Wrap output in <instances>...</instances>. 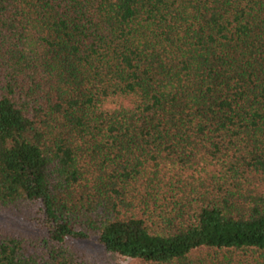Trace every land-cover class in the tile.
Wrapping results in <instances>:
<instances>
[{
    "label": "trees",
    "instance_id": "16d2710c",
    "mask_svg": "<svg viewBox=\"0 0 264 264\" xmlns=\"http://www.w3.org/2000/svg\"><path fill=\"white\" fill-rule=\"evenodd\" d=\"M0 213V264H264V0H0Z\"/></svg>",
    "mask_w": 264,
    "mask_h": 264
},
{
    "label": "rangeland",
    "instance_id": "374dc122",
    "mask_svg": "<svg viewBox=\"0 0 264 264\" xmlns=\"http://www.w3.org/2000/svg\"><path fill=\"white\" fill-rule=\"evenodd\" d=\"M0 224L7 225L9 227H13L21 232L30 233V234H38V235H47L48 232L45 228L36 227L33 225H29L28 223L11 217L9 215L0 213ZM88 253L91 255L98 256L104 251V246L100 243L97 238H92L89 240H83L79 242ZM123 264H129V261H123Z\"/></svg>",
    "mask_w": 264,
    "mask_h": 264
}]
</instances>
